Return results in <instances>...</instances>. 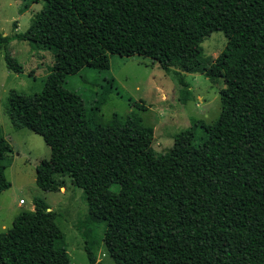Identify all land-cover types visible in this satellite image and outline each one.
<instances>
[{
	"label": "trees",
	"instance_id": "1",
	"mask_svg": "<svg viewBox=\"0 0 264 264\" xmlns=\"http://www.w3.org/2000/svg\"><path fill=\"white\" fill-rule=\"evenodd\" d=\"M217 30L227 44L207 64L202 42ZM13 40L55 57L41 91H12L7 103L13 123L51 149L36 183L56 191L54 175L68 174L85 191L116 264H264V0H44L25 32L0 33L7 66L19 73ZM110 54L223 78L218 119L202 123V136L197 124L181 130L157 154L154 127L138 112L104 121L106 96L88 107L67 87L83 69L109 70ZM114 86L108 78L105 91ZM13 152L0 125V191ZM34 205L0 231V264H73L58 244V212L41 197Z\"/></svg>",
	"mask_w": 264,
	"mask_h": 264
},
{
	"label": "rangeland",
	"instance_id": "2",
	"mask_svg": "<svg viewBox=\"0 0 264 264\" xmlns=\"http://www.w3.org/2000/svg\"><path fill=\"white\" fill-rule=\"evenodd\" d=\"M44 0H0V33L25 32ZM227 37L214 31L202 42L203 60L212 62L225 48ZM8 52L24 66L23 72L8 68L6 50L0 49V125L2 135L12 144V160H4L10 182L0 191V231L11 228L22 210L34 209V199L41 197L58 212L55 222L65 237L58 244L67 249L73 264H116L104 242L105 225L91 221L85 191L73 184L68 174H56L60 188L44 190L36 183V168L42 159L51 157V149L43 137L29 128L17 127L7 106L12 91L34 94L42 90L54 62L50 50L35 49L26 40H13ZM110 69L91 68L68 76L67 87L77 91L88 107L102 101L100 117L109 121L114 113L125 117L138 112L143 122L154 127L153 149L167 152L181 130L199 125L197 134H204L202 123H214L221 111L223 78L211 79L204 73H185L177 67L163 68L157 61L142 55L110 54ZM185 75L183 85L177 71ZM115 79V86L105 91L106 80ZM184 89L188 92H184ZM107 93V94H106ZM24 204H19L20 199Z\"/></svg>",
	"mask_w": 264,
	"mask_h": 264
},
{
	"label": "built area",
	"instance_id": "3",
	"mask_svg": "<svg viewBox=\"0 0 264 264\" xmlns=\"http://www.w3.org/2000/svg\"><path fill=\"white\" fill-rule=\"evenodd\" d=\"M19 203L20 204H24L25 203V200L24 199H20Z\"/></svg>",
	"mask_w": 264,
	"mask_h": 264
},
{
	"label": "crops",
	"instance_id": "4",
	"mask_svg": "<svg viewBox=\"0 0 264 264\" xmlns=\"http://www.w3.org/2000/svg\"><path fill=\"white\" fill-rule=\"evenodd\" d=\"M23 199V198H22ZM20 204V203H19ZM22 205V204H21Z\"/></svg>",
	"mask_w": 264,
	"mask_h": 264
}]
</instances>
